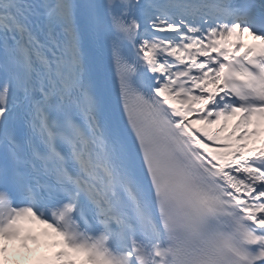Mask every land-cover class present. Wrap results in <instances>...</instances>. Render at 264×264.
I'll return each mask as SVG.
<instances>
[{"label":"snow or ice","instance_id":"snow-or-ice-1","mask_svg":"<svg viewBox=\"0 0 264 264\" xmlns=\"http://www.w3.org/2000/svg\"><path fill=\"white\" fill-rule=\"evenodd\" d=\"M0 264H264V0H0Z\"/></svg>","mask_w":264,"mask_h":264}]
</instances>
